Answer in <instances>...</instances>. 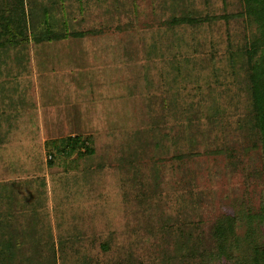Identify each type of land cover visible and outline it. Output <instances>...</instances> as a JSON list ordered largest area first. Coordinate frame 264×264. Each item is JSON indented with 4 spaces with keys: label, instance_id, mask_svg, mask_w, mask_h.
Returning a JSON list of instances; mask_svg holds the SVG:
<instances>
[{
    "label": "rangeland",
    "instance_id": "374dc122",
    "mask_svg": "<svg viewBox=\"0 0 264 264\" xmlns=\"http://www.w3.org/2000/svg\"><path fill=\"white\" fill-rule=\"evenodd\" d=\"M22 7L25 33L0 39V259L199 264L187 247L209 245L215 220L256 208L263 189L246 79L225 41L243 28L228 19L239 0ZM182 14L215 20L167 33ZM77 134L90 154L54 149L46 162V142Z\"/></svg>",
    "mask_w": 264,
    "mask_h": 264
},
{
    "label": "trees",
    "instance_id": "16d2710c",
    "mask_svg": "<svg viewBox=\"0 0 264 264\" xmlns=\"http://www.w3.org/2000/svg\"><path fill=\"white\" fill-rule=\"evenodd\" d=\"M239 2L240 9L230 13L228 19L240 17L243 28L236 30L237 34L233 31L231 34L228 31L225 34V41L226 46L230 45V48L235 45L233 51H237L234 53L229 51L228 57L239 65L238 68L246 79L250 105L248 120H251V127L257 133V144L253 145H257L260 150L263 189L256 208L239 207L215 220L210 233L211 240L210 238L207 240L210 246L207 244V246L198 247L192 243L187 247L189 252H192V257L198 256L199 264H264V0H239ZM18 12H23L22 0H0V39L7 37L12 39L3 41L5 43L14 44L17 34L20 32L24 34L26 31L25 20L21 25ZM221 17L225 16L220 15L219 18ZM214 20V16L203 18L191 17L189 14L171 16L166 20L170 29L167 33L175 31L174 28L182 24L193 26L200 21L212 24ZM1 44L0 41V46H3ZM182 57L185 64L191 65V53ZM173 65L171 67L174 69ZM14 100L17 105L19 99L15 97ZM48 143H45V146L49 147L46 160L48 164H53L52 150L54 149L59 155H67L75 151L76 156L80 158L92 152L88 136L79 134L65 136L56 144L48 145ZM6 234L7 230L1 231L0 237L7 241L4 237ZM196 247L198 250H195ZM0 255H2L1 252ZM3 262L5 264L6 260L0 259V264Z\"/></svg>",
    "mask_w": 264,
    "mask_h": 264
}]
</instances>
